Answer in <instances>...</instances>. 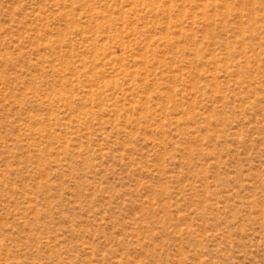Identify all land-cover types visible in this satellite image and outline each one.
I'll use <instances>...</instances> for the list:
<instances>
[{"label":"rangeland","instance_id":"1","mask_svg":"<svg viewBox=\"0 0 264 264\" xmlns=\"http://www.w3.org/2000/svg\"><path fill=\"white\" fill-rule=\"evenodd\" d=\"M0 264H264V0H0Z\"/></svg>","mask_w":264,"mask_h":264}]
</instances>
